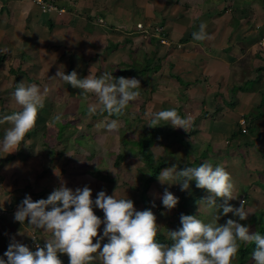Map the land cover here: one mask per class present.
Listing matches in <instances>:
<instances>
[{"label":"crops","instance_id":"obj_1","mask_svg":"<svg viewBox=\"0 0 264 264\" xmlns=\"http://www.w3.org/2000/svg\"><path fill=\"white\" fill-rule=\"evenodd\" d=\"M53 1L66 9V13L44 14L32 0H0V91L16 89L18 82L25 78L28 84L50 89L44 107L52 105L51 98L64 102L65 99L56 98L54 94L55 90H62L68 96L65 105L80 107L81 113L82 107L96 99L95 95L88 93L85 98L82 89L73 88L58 77L53 79L59 70L66 75L76 71L80 78L89 76L91 69L97 77L116 71L115 78H119L125 73L135 77L153 68L163 79L159 84L162 88L168 86L164 84L162 63L164 59L174 60L170 69L175 72H170L169 76L175 80L179 92L186 94L181 99L185 106L182 117H191L187 131L176 129L174 141L178 146L175 147L180 148L176 154L186 159L179 170L203 162L213 166L222 164L234 178L236 195L242 193L245 202H262L256 210L263 211L264 48L259 42L264 36V0ZM202 23L207 25L206 32L212 39H193V33L199 31ZM140 24L142 28H138ZM163 40L167 43L163 44ZM135 49L145 60L128 63L124 58H135ZM143 65L148 69L144 70ZM4 94L0 95V112L5 110L6 104L15 103L8 102ZM10 109L7 114L21 110ZM243 118L247 121L246 133L241 131ZM61 121L65 127L72 125L68 119ZM66 132L65 138L71 134L69 130ZM35 133H40L38 128L33 131ZM4 134L0 129V140ZM77 136L80 140L83 137L79 133ZM80 140L74 150L67 147L70 141L66 139L58 141L61 142L59 151L45 146H19L10 154L0 152V258L7 261L4 253L13 239L32 251L35 237L45 243L51 238L44 230L14 219L26 196H31L33 201L47 199L62 185L73 191L89 187L93 201L101 191L109 196L118 191L119 185L113 175L106 177L99 173V170L108 169L104 157H94V146L84 140L86 146L83 147ZM175 142L164 144L169 147ZM54 151L56 154L70 153L72 161L62 166L55 164ZM170 159L160 158L159 161L172 166ZM47 169L51 172L44 173ZM125 191V194L117 192V197L131 199L136 209L134 194L129 193V188ZM147 197L146 203L140 197L142 211L150 210L153 202L158 213L166 212L162 200L159 204L148 194ZM177 197L179 211L183 209L182 203L188 200ZM216 199L223 205L222 198ZM191 201L195 200L188 203ZM93 211L102 221L105 219L101 209L94 206ZM221 214L215 217H222ZM104 227L102 223L98 235L107 243V238L103 237ZM59 258L62 264H69L67 254L60 253Z\"/></svg>","mask_w":264,"mask_h":264},{"label":"clouds","instance_id":"obj_2","mask_svg":"<svg viewBox=\"0 0 264 264\" xmlns=\"http://www.w3.org/2000/svg\"><path fill=\"white\" fill-rule=\"evenodd\" d=\"M206 28L207 25L202 23L199 31L193 33V39H212ZM57 77L73 88L82 89L85 98L88 93L95 95L97 103L89 105L90 115L98 109L109 115H124L130 102L141 96V84L136 78H114L108 72L97 77L92 69L86 78H80L76 71L66 75L63 70H59L53 79ZM49 92L47 86L41 89L36 84L26 86L24 82L16 85L13 95L21 110L0 118V124L8 122L12 125L0 140V152L10 154L25 141L36 125L39 110L43 109ZM146 115L151 117L149 127L164 122L187 131L191 126V117H182L175 108ZM53 120L61 122L62 115H54ZM119 127L117 120L106 125L109 133L117 132ZM158 179L162 184H179L181 191H188L191 181L196 182L197 188L206 189L211 195L200 201V211L202 204L206 203L208 208L222 207L225 216L232 213L241 221L250 216L245 201L241 200L238 208L228 203L238 198V189L222 164L213 166L210 162H203L183 170L173 164L164 168ZM116 193L109 196L101 191L93 201L89 187L73 191L62 185L47 199L33 201L31 196H26L14 219L44 230L51 238L46 240L43 248L37 245L35 251L13 239L4 253L7 261L0 258V264H62L60 253L68 255L69 264H94L96 261L100 264H235L242 244H254L252 259L255 264H264V235L253 232L250 226L233 219L220 224L219 215L211 222H205L197 216L182 214V227L167 231L171 242H161L158 236L162 227L157 224L154 213L151 210L137 211L131 199L118 198ZM216 198H222L223 205H218ZM161 199L168 210L176 208L180 202L167 189ZM94 206L104 212L103 221L94 213ZM102 223L107 243H103L98 235Z\"/></svg>","mask_w":264,"mask_h":264},{"label":"rangeland","instance_id":"obj_3","mask_svg":"<svg viewBox=\"0 0 264 264\" xmlns=\"http://www.w3.org/2000/svg\"><path fill=\"white\" fill-rule=\"evenodd\" d=\"M134 53L135 55H137L138 50L135 49ZM139 54L135 58L124 59L127 60L128 63H132L134 62V60L143 62L145 58H143V55ZM155 56L156 55L154 54V59H156ZM172 65H174V60L171 59H164V62L162 63V66H164L165 70L164 78L167 82H165L164 84H168L169 87H160V81H162L163 79L161 80V78L157 76L158 71L153 68L150 71H147L145 74L139 72L137 73V76L135 75V77L131 73L122 74L121 77L136 78L140 81L141 96L138 100L130 102V105L126 109L125 114L119 117L109 115L106 111H100L99 109L94 114L90 115L88 113L89 105L97 103L96 99L91 98V100L89 101V105H85L84 107H82L80 113V107H75V105H65V101L68 99L65 91L55 90L54 94L56 95V98L57 96L62 97L63 99H65V101H58L55 98H51L52 105L43 107V109L39 110L35 127L28 133L29 136L26 135L25 141L22 142L20 146H45L49 150L50 148H57V151H59L61 142L67 139L68 142L70 141L69 143H67V147L74 150L77 140H80L78 139L80 136H75L78 135V133L81 134L83 137L80 140V145L85 147V141H88L91 146H94V157H96L97 155L98 157H100V159H103L104 157V161L108 164V169L104 168L103 170H99V173L104 174V176L106 177H111V175H113L114 179H117V185H119V189L117 191L118 193L125 194V190L129 188V193H133L134 197L136 198V210L142 211V209L144 208L141 205L142 203L140 202V197L142 192L143 180L146 177L149 178L151 176V173L149 172V169L147 168L146 163L143 161L142 157L138 154V149L136 148L135 142L138 141L143 135H148L151 129H153L155 131L154 144L156 145L154 146L153 144L151 147H154L150 148L151 154L149 158L151 164L156 165L160 158L165 159L167 157H170V160L173 162V164L177 165L179 169L180 165L186 162V159L183 158V156H179L176 154L180 150L179 147H175L178 146V144L174 141L177 128H173L170 124H164V122H161V125L157 127H149L151 117L146 115L147 113H154L171 108H175L179 112V114L183 113L181 114V116L185 114V112L183 111V108L185 106L181 103V99H183L186 94L184 95L183 92H179L180 90L177 89V87L174 85L175 80L169 76L170 72H175L174 70L170 69ZM142 68H144V65L142 66ZM142 68L138 69L141 70ZM116 74V71L112 73L114 78ZM10 80L12 82V79ZM23 82L26 86L31 85L25 81V78H23ZM171 83L173 85L170 88ZM39 85L41 86V84ZM13 90L15 89L0 91V95L6 93L7 95L4 96V98L6 100H9L8 102L15 101ZM10 108L16 109L20 108V106H18L16 102L13 105L11 103V106L6 104V107L4 108L5 110H2V112H0V117L6 115L7 113H10L12 110ZM56 114H61L62 119H68V121H71L69 123H71L72 125L67 124L68 127H65V124L62 121L59 123L55 122L53 120V117ZM73 115H75L76 117H72ZM112 120H117L120 127L117 132L109 133L107 132L106 125ZM11 126L12 125L10 123L6 122L0 124V129L6 132V130ZM35 128H38L40 133L33 134ZM67 130H69L71 134L70 136H67V138H65ZM58 132L59 139L56 140V135ZM58 141L61 142L59 143ZM169 141L175 142V145L173 143V146L166 147L164 143ZM119 153L125 155L126 160L121 162L119 166L113 165V162L116 159L115 157H117ZM54 155L55 164H59L62 166V164L72 161L70 159V153L56 154L55 152ZM44 160L45 162L48 161V159L46 158ZM101 164L103 166L104 163ZM49 172H51V170L47 169L44 173ZM192 187H194L195 189H193ZM165 189L172 192L176 197L179 196L187 199L188 202L190 200L195 201H191L190 203L187 202L188 204L182 203L183 209L179 211L177 210V208H174L172 210L166 209V212L164 213H158L156 211L157 206H154L153 202L152 204H150L149 209L151 208L150 210L157 217L156 222L162 227L161 233H163L164 235H167L168 231L166 229V226L170 227L173 231L178 230L182 227L180 221V217L182 214L197 216L205 222H211L215 218V215L217 213H222V217H220L218 223L225 224L228 219H233L244 226L250 227H258L259 215H261L262 213L264 214V209H262V213H260L261 210H256L257 206L262 205V202L260 201H257L258 204L252 201H246L245 205L247 206L245 208L250 212V216L246 221L239 220V218L235 217L232 213H229L227 216H225L223 214V211H220V208H208L206 203L202 204V210L200 211V201L206 199L204 196L207 197L211 194L209 192H205L206 189L204 190L197 188L195 181L190 182V188L188 191H181V186L179 184H162L157 178L150 186L148 196L152 199V201L160 204V200H162L161 198L164 194ZM237 196L238 198L236 200L228 201V203L231 204V206L234 208H238L240 206L241 200L245 201L244 197L242 198V193L238 194ZM260 199H262L261 196ZM191 204L193 205V208H190ZM217 204L221 205L222 201L217 200ZM211 213H213V217L207 216Z\"/></svg>","mask_w":264,"mask_h":264},{"label":"trees","instance_id":"obj_4","mask_svg":"<svg viewBox=\"0 0 264 264\" xmlns=\"http://www.w3.org/2000/svg\"><path fill=\"white\" fill-rule=\"evenodd\" d=\"M110 46V45H109ZM112 47L114 45H111ZM110 48V47H109ZM148 64L150 60L148 59ZM148 69V67L144 68ZM13 73L16 75L18 74L16 71L12 70ZM143 71V70H142ZM143 73V72H141ZM177 79V78H176ZM116 116V115H113ZM119 117V116H116ZM29 136V134H27ZM154 139H155V131L151 129V131L148 133V135H143L138 141L135 142L136 148L138 149V154L142 157L143 161L146 163L147 168L149 169V172L151 173V176L149 178H144L143 180V185H142V192H141V198L144 203L148 201V191L151 186V184L158 178L159 173L166 167H169L170 164L166 161H158L156 165H152L150 162V148L154 144ZM140 148V149H139ZM136 151V152H137ZM126 160V156L120 154L117 157L116 160V165H120L121 162ZM262 213V211L260 212ZM167 230L173 231L170 227L166 226ZM251 230L253 232L259 231L261 235H264V214L262 213L259 215V226L258 227H253L251 226ZM158 239L161 242H167L170 243L171 241L167 239V235H164L163 233H160L158 236ZM255 245L254 244H247V245H241L240 252L238 254V259L235 262V264H255L254 259H252V253L255 250Z\"/></svg>","mask_w":264,"mask_h":264},{"label":"built area","instance_id":"obj_5","mask_svg":"<svg viewBox=\"0 0 264 264\" xmlns=\"http://www.w3.org/2000/svg\"><path fill=\"white\" fill-rule=\"evenodd\" d=\"M42 11V13H53V12H57L58 14H64L66 13V9L61 8L55 1L53 0H32ZM138 28H142V25H138ZM163 44H166L167 41L163 40L162 41ZM259 45L264 48V36L262 37V39L259 42ZM241 124V131L243 133H246L247 130V121L243 118L240 121ZM45 242L40 241L37 237L34 238L33 240V249L32 251L36 250L37 245H39L40 247H44L45 246Z\"/></svg>","mask_w":264,"mask_h":264}]
</instances>
